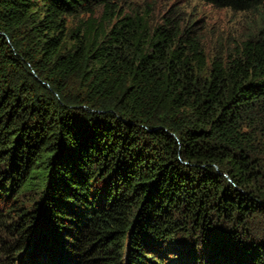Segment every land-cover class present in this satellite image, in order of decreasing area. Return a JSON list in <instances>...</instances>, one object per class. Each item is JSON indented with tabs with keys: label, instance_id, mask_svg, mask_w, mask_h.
I'll return each instance as SVG.
<instances>
[{
	"label": "trees",
	"instance_id": "1",
	"mask_svg": "<svg viewBox=\"0 0 264 264\" xmlns=\"http://www.w3.org/2000/svg\"><path fill=\"white\" fill-rule=\"evenodd\" d=\"M200 1L0 0V264H264V0Z\"/></svg>",
	"mask_w": 264,
	"mask_h": 264
},
{
	"label": "rangeland",
	"instance_id": "2",
	"mask_svg": "<svg viewBox=\"0 0 264 264\" xmlns=\"http://www.w3.org/2000/svg\"><path fill=\"white\" fill-rule=\"evenodd\" d=\"M117 4L137 11L152 12L153 20L173 10L186 23H193V29L200 36L201 44L208 58L222 54L228 44L239 41L250 33L253 27L251 13H234L227 9H217L200 0H116ZM102 9L97 11V17ZM77 19H68V28H75Z\"/></svg>",
	"mask_w": 264,
	"mask_h": 264
}]
</instances>
